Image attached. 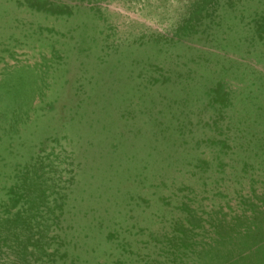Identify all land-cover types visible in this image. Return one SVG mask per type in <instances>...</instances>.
<instances>
[{"label": "rangeland", "instance_id": "1", "mask_svg": "<svg viewBox=\"0 0 264 264\" xmlns=\"http://www.w3.org/2000/svg\"><path fill=\"white\" fill-rule=\"evenodd\" d=\"M0 0V264H264V0Z\"/></svg>", "mask_w": 264, "mask_h": 264}, {"label": "trees", "instance_id": "2", "mask_svg": "<svg viewBox=\"0 0 264 264\" xmlns=\"http://www.w3.org/2000/svg\"><path fill=\"white\" fill-rule=\"evenodd\" d=\"M25 2L38 11H45L54 14L70 13V10L58 8L54 4L50 3L49 0H25Z\"/></svg>", "mask_w": 264, "mask_h": 264}]
</instances>
